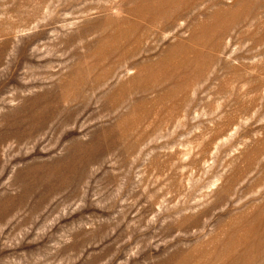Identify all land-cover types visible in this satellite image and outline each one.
Instances as JSON below:
<instances>
[{
  "label": "rangeland",
  "instance_id": "rangeland-1",
  "mask_svg": "<svg viewBox=\"0 0 264 264\" xmlns=\"http://www.w3.org/2000/svg\"><path fill=\"white\" fill-rule=\"evenodd\" d=\"M0 264H264V0H0Z\"/></svg>",
  "mask_w": 264,
  "mask_h": 264
}]
</instances>
